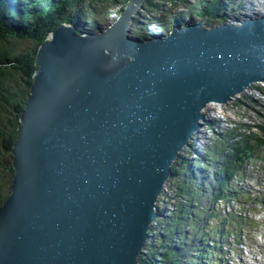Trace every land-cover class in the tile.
Instances as JSON below:
<instances>
[{
  "label": "water",
  "instance_id": "95a60500",
  "mask_svg": "<svg viewBox=\"0 0 264 264\" xmlns=\"http://www.w3.org/2000/svg\"><path fill=\"white\" fill-rule=\"evenodd\" d=\"M143 1L102 33L60 24L38 47L0 205V264H140L203 109L264 82V19L144 40L128 35Z\"/></svg>",
  "mask_w": 264,
  "mask_h": 264
},
{
  "label": "trees",
  "instance_id": "16d2710c",
  "mask_svg": "<svg viewBox=\"0 0 264 264\" xmlns=\"http://www.w3.org/2000/svg\"><path fill=\"white\" fill-rule=\"evenodd\" d=\"M177 1L178 0H145L142 9L147 10V13H152L153 15H156L158 11H160V13H165L166 5ZM214 1L215 0H213V2ZM125 2H127V0H125ZM64 3L69 6L57 9L60 13H53L52 11L49 13H44L45 11L39 12L38 15L41 19L35 22L36 28L40 33L38 39L11 34L8 28V26H10L8 22H11L9 21V18H11V9L8 11L4 9L3 12L0 11V205L9 192V184L13 172L10 150L16 137L19 115L32 82V74L35 69L36 46L44 40L48 31L56 28L62 21L75 20V18L79 16L92 23L91 19L84 13L89 12V14L93 15L95 13L94 7L100 4V0H64ZM196 3L205 6L203 9L198 10L196 14H198V16H206L208 25L219 23L226 18L224 12L227 11V8L225 9L218 6L217 10H215L214 3H207L206 0H198ZM35 13L37 14V12ZM65 13H69V15ZM22 22L23 19L21 23L18 24H22ZM82 26H84L85 29H95L94 27L96 25L92 24L89 28L88 25H84L83 23ZM84 32L86 33L85 30ZM20 41L24 42L25 45L19 43V45L16 46L14 44V42ZM250 88L257 89L264 95V88L262 86L256 85ZM250 97L253 98L252 95L243 94L238 99L239 103L249 102L251 100ZM253 102L254 105H258L264 109V102L257 99H254ZM261 131L264 133V127ZM240 134L239 140H233V136L226 138H221L220 136V139L215 142V146L210 150L214 161L222 160L221 172L224 176L221 183L222 185L225 179H229L233 175L231 167L238 166L245 157L247 151L257 146L255 141L252 142V137L255 136L242 134L241 132ZM190 143L180 152L178 158L173 162L171 166L173 175L181 173V176H183L184 173L182 172L185 168L187 169L189 167L188 157L192 153V146ZM225 150L230 151H228L224 157L223 154ZM176 186L178 194L175 196H179L180 198L183 197V201L181 200V202L177 204V212L173 213L171 221L172 227L163 230L166 236V242H163L161 238L162 235L160 236L159 234L156 236L158 239L156 243L150 240L139 255V262H141V264H185L176 249L177 246L181 248L184 246L185 238L179 237L176 242L173 241V237L178 235L177 231L174 229V225L184 221L187 206L191 203L189 197L186 196L188 189H190L189 180L187 178L179 180ZM182 252L186 264L201 263L199 258L201 256L200 253H198L197 256H191L189 249H183Z\"/></svg>",
  "mask_w": 264,
  "mask_h": 264
},
{
  "label": "rangeland",
  "instance_id": "374dc122",
  "mask_svg": "<svg viewBox=\"0 0 264 264\" xmlns=\"http://www.w3.org/2000/svg\"><path fill=\"white\" fill-rule=\"evenodd\" d=\"M195 1L196 0H184V2H181L180 0H178L175 3L171 2V3L166 5L165 13H160V11H158V13H156V15L163 14V15H165V17L168 18L169 12L187 11L190 7L196 8L198 5H195ZM105 2L109 3V4H107L108 5L107 8L112 12L113 15H116V16L118 15L120 10L127 3V2H125V0H114V1L107 0ZM104 7H106V6L101 5L99 9H102ZM146 11H144V10L139 11V13L141 14L137 18V22L139 25H141L143 23V21H142L143 18L149 14ZM116 16H113V18H115ZM109 21H112V20H109ZM14 44L16 46H18L19 42H14ZM21 44L25 45L24 43H21ZM259 83L261 84L260 86H262L264 88V83H261V82H259ZM259 83H256L255 85H258ZM256 91L257 90H255V91L254 90H247L244 93L245 94H253L255 97H258V95H256ZM241 94L237 95V97H235L233 102H229V103L226 102V104H222L221 107L215 106L212 102L207 104V106L203 110L204 119L212 122L213 125H216L220 128H222V127H228L229 128L230 127L229 123H235V121L237 123L238 122L249 123V122H251V120H253L258 128H254V129H252V131L257 132L258 129L262 130V128L264 127V109L259 107L258 105H254V102H253L254 98H252V97H250L251 100L249 102L246 101V103H244V102L239 103V100H237V99H238V97L241 96ZM261 99H263V98H261ZM246 104H250V105L247 106ZM208 110H209V112H208ZM213 118H218V122H216V121L214 122ZM225 119H226V122H225ZM229 119L231 120V122H228ZM225 123H228V126ZM201 128H202L201 132H203L201 136H202L203 140L205 139L204 141H207L209 139L208 136H210V137H212L211 135L214 136L211 129L208 130L206 124H204V121H203V124L201 125ZM237 131H241L242 134H248V131L246 130V126H245V128L240 129V130L237 129ZM193 138H195V136ZM203 140L200 143H202ZM189 158H191V157H189ZM190 160H192V159H190ZM189 164H191V163L189 162ZM190 172H193V173H190L191 177L193 174H196L195 171H190ZM188 173H186V174H188ZM202 177H203L202 178L203 180L201 182H199V184L205 183L206 176L203 175ZM180 179H181V173H179L178 175H176L174 177H170L167 180V182L165 183V188H164L163 194L160 195V197L157 201L160 214L158 213V215H157L156 219L153 221V223L157 224L159 229L164 230V229L172 227V223H170L171 219H172L171 218L172 213H170V212H173L175 209H177L178 208L177 204L179 202H181V200H183V197L180 198L179 196H175L176 194H178L176 185ZM186 185H187V183H186ZM183 230H185V227L183 228ZM185 231L189 232V230H185ZM185 231H183L184 233L181 234L182 236L188 235V234H186L187 232H185ZM153 233H154L153 236L155 238L158 234L160 235V232H158V231H154ZM155 238L151 237L149 240H151L153 243H156L158 239H155ZM175 240H177V237H175V239L173 241H175ZM164 242H166V240H164ZM195 246H196V243H194L193 245H191L190 242L188 243V249L195 248ZM179 248L181 249V247H179ZM181 254H183L182 251H181Z\"/></svg>",
  "mask_w": 264,
  "mask_h": 264
},
{
  "label": "bare ground",
  "instance_id": "6f19581e",
  "mask_svg": "<svg viewBox=\"0 0 264 264\" xmlns=\"http://www.w3.org/2000/svg\"><path fill=\"white\" fill-rule=\"evenodd\" d=\"M33 12H36V10H33ZM90 22H84V25H88V27L90 28L91 26H92V24H89ZM96 27V26H95ZM94 27V28H95ZM100 29V30H99ZM53 30H55V28L53 29ZM52 30V31H53ZM92 31L93 32H95V33H98L99 31H101V28H95V29H92ZM86 34H91V32H88V33H86Z\"/></svg>",
  "mask_w": 264,
  "mask_h": 264
}]
</instances>
